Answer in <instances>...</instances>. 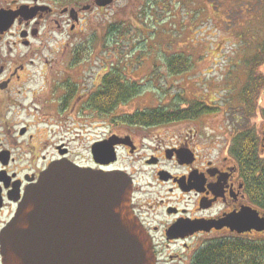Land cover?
I'll return each mask as SVG.
<instances>
[{
  "label": "flooded vegetation",
  "instance_id": "flooded-vegetation-1",
  "mask_svg": "<svg viewBox=\"0 0 264 264\" xmlns=\"http://www.w3.org/2000/svg\"><path fill=\"white\" fill-rule=\"evenodd\" d=\"M115 1L0 0V264L4 231L27 190L60 161L128 176L132 210L150 238L156 264H193L201 249L194 243L264 242V231L245 225L240 231L234 225L249 209L264 214L251 205L249 180L227 141L205 133L203 123L183 126L172 140L153 133L173 124L115 123V132L93 141L89 164L72 158L65 144L60 149V112L89 109L103 79L90 90L59 71V54L86 30L91 15L106 14ZM218 133L226 135L222 129ZM109 141L115 159L110 164L92 156Z\"/></svg>",
  "mask_w": 264,
  "mask_h": 264
},
{
  "label": "rangeland",
  "instance_id": "rangeland-1",
  "mask_svg": "<svg viewBox=\"0 0 264 264\" xmlns=\"http://www.w3.org/2000/svg\"><path fill=\"white\" fill-rule=\"evenodd\" d=\"M114 25L122 27L117 36L108 33ZM73 37L70 49L59 54V71L91 90L94 83L118 69L124 79L136 82L141 92L108 115L79 107L60 112L59 147L63 149L65 144L75 160L89 164L93 141L115 132V123H128L122 120L124 116L187 109L196 102L206 103L211 111L152 133L160 140H170L183 126L203 123L204 132L215 135L219 142L227 141L231 153L235 137L251 131L259 141V159L264 160V91L255 107H249L253 101L247 103L244 90L249 65L264 40V0H116L106 14L91 15L86 30ZM66 38L59 35L58 39ZM174 54L191 57L187 72L169 73L165 60ZM259 71L264 75V66ZM248 109L256 111L253 118H246ZM220 129L225 136L218 133ZM144 144L153 148L152 143ZM109 148L99 150L98 161L110 157ZM192 245L203 248L209 243Z\"/></svg>",
  "mask_w": 264,
  "mask_h": 264
},
{
  "label": "water",
  "instance_id": "water-1",
  "mask_svg": "<svg viewBox=\"0 0 264 264\" xmlns=\"http://www.w3.org/2000/svg\"><path fill=\"white\" fill-rule=\"evenodd\" d=\"M102 147L109 146L99 145L96 160ZM110 157L107 163L115 160ZM132 190L121 172L70 161L53 165L27 190L6 227L3 264H155L150 238L132 210ZM249 212L234 223L237 230L264 231V216Z\"/></svg>",
  "mask_w": 264,
  "mask_h": 264
},
{
  "label": "trees",
  "instance_id": "trees-1",
  "mask_svg": "<svg viewBox=\"0 0 264 264\" xmlns=\"http://www.w3.org/2000/svg\"><path fill=\"white\" fill-rule=\"evenodd\" d=\"M121 28L120 25H114L109 28L108 33L111 36H117L121 33ZM190 58L174 54L165 60L166 68L172 76L181 75L191 67ZM249 66L250 75L244 90L247 93V103L253 101L249 104L251 107L256 105L257 98L264 91V75L259 71L264 66V40L259 45L258 55L253 58ZM140 94V86L136 82L124 79L117 69L104 77L98 92L90 98V108L102 115H108ZM211 109L206 103L196 102L187 109L178 107L172 111L165 109L138 111L133 115L124 116L122 120L130 124L145 126L169 125L193 120L206 115ZM246 113V118L250 119L255 116L256 111L248 109ZM235 138L232 157L238 162L243 174L249 180L251 203L264 211V160L259 159L257 153L260 150V145L257 146L259 141L255 133L251 131ZM193 264H264V242H250L247 246L239 243L205 245L196 254Z\"/></svg>",
  "mask_w": 264,
  "mask_h": 264
},
{
  "label": "bare ground",
  "instance_id": "bare-ground-1",
  "mask_svg": "<svg viewBox=\"0 0 264 264\" xmlns=\"http://www.w3.org/2000/svg\"><path fill=\"white\" fill-rule=\"evenodd\" d=\"M211 107V106H210ZM235 143V142H234ZM234 146V145H233ZM229 152H230V150H229ZM230 155L232 156V151H231V153H230ZM250 203H251V201H250ZM131 205H132V198H131ZM251 205L253 206V207H255V205H253L252 203H251ZM256 211V210H255ZM258 212V211H257Z\"/></svg>",
  "mask_w": 264,
  "mask_h": 264
}]
</instances>
